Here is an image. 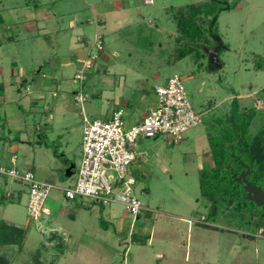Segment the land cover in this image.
Returning <instances> with one entry per match:
<instances>
[{"label":"rangeland","instance_id":"1","mask_svg":"<svg viewBox=\"0 0 264 264\" xmlns=\"http://www.w3.org/2000/svg\"><path fill=\"white\" fill-rule=\"evenodd\" d=\"M146 1L0 0V164L11 167L14 156L18 171L53 186L51 210L33 221L28 186L7 180L4 193L12 198L0 204V222L24 232L17 244L0 245L10 264H30L34 255L52 264H264L260 207L241 200L236 209L229 198H216L211 208L200 189L219 179L210 171L212 152L220 136L232 133L234 99L251 119L248 138L264 127V0L213 6L218 12L205 25V46H223L221 69L213 70L201 48L179 59L187 42L174 19L185 6L209 0ZM100 41L80 84L74 76ZM174 75L201 123L178 143L168 135L137 140L140 161L129 173L140 214L134 219L119 203L65 200L62 188L75 180L65 176L77 172L81 157L82 107L74 93L87 95L90 120L121 108L128 130L156 106V88ZM202 217L212 228L198 224Z\"/></svg>","mask_w":264,"mask_h":264},{"label":"built area","instance_id":"2","mask_svg":"<svg viewBox=\"0 0 264 264\" xmlns=\"http://www.w3.org/2000/svg\"><path fill=\"white\" fill-rule=\"evenodd\" d=\"M146 3L151 4L152 0ZM101 51L100 41L96 53L90 57L86 55L78 74L74 76L80 84L85 81L86 73L93 69ZM155 93L156 106L128 130L125 129L124 111L121 108L113 110L107 119L90 120L83 110L87 95L82 90L74 93V102L82 107L81 157L73 185L62 189L65 200L83 197L97 202L119 203L134 219L140 214L142 204L133 194L136 181L129 173L130 166L138 161L133 149L137 140L168 135L178 143L188 129L201 123V115L188 102L178 76L170 77L164 85L156 88ZM15 162L13 156L10 159L11 167L0 166V177L28 186L27 215L33 221H38L42 214L48 212L46 202L53 186L36 179L31 171L21 173L13 167Z\"/></svg>","mask_w":264,"mask_h":264},{"label":"trees","instance_id":"3","mask_svg":"<svg viewBox=\"0 0 264 264\" xmlns=\"http://www.w3.org/2000/svg\"><path fill=\"white\" fill-rule=\"evenodd\" d=\"M220 4L224 3L218 0H209L207 3L187 5L183 8V12H179L174 17L178 30L183 36V41L187 42L185 44V51L179 53V59L186 56L185 52L190 54L193 49L199 48L204 49L206 53L210 54L211 49H207L205 46L209 42L205 34V25L208 23V18H214L218 12L213 6ZM209 63L212 70L221 69V65H215L210 56ZM239 107L238 102L234 99L231 102V114L229 116L231 127L228 129L232 133H225L220 136L223 142L218 143V146L212 152L214 163L210 171H214V175L219 179L213 181L210 190H205L203 183L200 185L201 195L208 200L211 208H215L214 206L217 203L216 198H229L230 203L236 209L241 204L247 202L253 205V207H257L254 202L245 199L246 193L244 192L243 185L237 183L238 177L241 173L245 172L246 167L248 168L246 180L252 186L259 187L264 191V186L261 185L264 184V172H261L264 169V127L253 138H248L247 130L251 119H248V114L245 113L246 109L241 108L240 111ZM221 192L223 193L221 194ZM241 200H243V203ZM259 209V215L264 216V205ZM198 224L205 228H212L206 218L201 219V222H198ZM23 238L24 232L21 228L0 222V245L11 246L17 244L18 239L23 240ZM0 264H10V259L6 253H0ZM30 264L52 263H45L39 256L34 255Z\"/></svg>","mask_w":264,"mask_h":264},{"label":"water","instance_id":"4","mask_svg":"<svg viewBox=\"0 0 264 264\" xmlns=\"http://www.w3.org/2000/svg\"><path fill=\"white\" fill-rule=\"evenodd\" d=\"M222 46V43L219 42L217 47L210 51V59L212 62L220 66L218 62V54L220 51V47ZM245 172L241 173L240 176L237 179V183L243 185L244 192L246 193V200L254 202L256 206L261 207L264 205V191L256 186H252L247 180L246 175L248 174V168H245ZM70 176V171L68 170V174H66L65 179H67Z\"/></svg>","mask_w":264,"mask_h":264},{"label":"crops","instance_id":"5","mask_svg":"<svg viewBox=\"0 0 264 264\" xmlns=\"http://www.w3.org/2000/svg\"><path fill=\"white\" fill-rule=\"evenodd\" d=\"M164 85V84H163ZM160 86V85H159ZM158 86V87H159ZM126 102H127V100H126ZM117 108H119V107H116L115 109H117ZM115 109H112L110 112H109V114H107V115H104V119H107V118H109L110 117V115H111V113H112V111L113 110H115ZM149 112V111H148ZM147 114V113H146ZM145 114V115H146ZM140 121V120H139ZM138 121V122H139ZM38 143V142H37ZM49 145H50V143H48ZM80 151H81V145H80ZM12 158V157H11ZM10 158V159H11ZM138 161H140V159L138 158ZM16 163V162H15ZM0 166H3V165H1L0 164ZM32 172V171H31ZM33 173V172H32ZM74 174V175H73ZM74 176L75 177V175H76V173H72V172H70V176L67 178V179H69L71 176ZM1 179V181H0V204H3V203H6V201H8V199L9 198H12V194H8V193H4L5 192V189H3V188H6L7 187V180H9L8 178H4V177H0ZM36 178V177H35ZM14 181V180H13ZM14 182H18V183H22V182H20V181H14ZM63 189V188H62ZM62 194H63V192H62ZM28 196V195H27ZM22 198V197H21ZM63 198H64V196H63ZM65 199V198H64ZM20 200V199H19ZM27 201H28V197H27ZM27 203V202H26ZM46 204H47V210H51L50 208H51V206H53L52 205V202H49V197H48V202H46ZM48 205H49V207H48ZM48 213V212H47ZM202 219H203V217H202ZM1 221H4V220H1ZM103 232H105L106 233V231H103ZM72 240V239H71ZM68 241H70V238H68Z\"/></svg>","mask_w":264,"mask_h":264}]
</instances>
